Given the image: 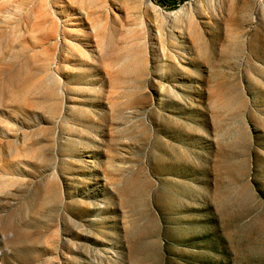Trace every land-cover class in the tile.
I'll return each mask as SVG.
<instances>
[{"label":"rangeland","instance_id":"rangeland-1","mask_svg":"<svg viewBox=\"0 0 264 264\" xmlns=\"http://www.w3.org/2000/svg\"><path fill=\"white\" fill-rule=\"evenodd\" d=\"M0 264H264V0H0Z\"/></svg>","mask_w":264,"mask_h":264}]
</instances>
